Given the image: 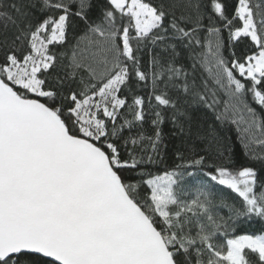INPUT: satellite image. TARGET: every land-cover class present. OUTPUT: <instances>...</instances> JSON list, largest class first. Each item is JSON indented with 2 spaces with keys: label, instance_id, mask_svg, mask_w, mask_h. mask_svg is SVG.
<instances>
[{
  "label": "snow or ice",
  "instance_id": "6c2138e0",
  "mask_svg": "<svg viewBox=\"0 0 264 264\" xmlns=\"http://www.w3.org/2000/svg\"><path fill=\"white\" fill-rule=\"evenodd\" d=\"M0 264H264V3L0 0Z\"/></svg>",
  "mask_w": 264,
  "mask_h": 264
},
{
  "label": "trees",
  "instance_id": "16d2710c",
  "mask_svg": "<svg viewBox=\"0 0 264 264\" xmlns=\"http://www.w3.org/2000/svg\"><path fill=\"white\" fill-rule=\"evenodd\" d=\"M102 2V0H101ZM227 4H228V8H229V11L231 12L232 10V7L233 5L235 4L236 0H226ZM254 2H261V3H264V0H254ZM77 31H79V29H77ZM227 37V33H225V38ZM243 47V46H241ZM222 134H226L227 136H230L232 138V141L235 143L236 141V131H235V128L233 126H228L224 129V133ZM257 147V151H260L261 149L259 148V146H256ZM239 150V148H238ZM172 154L171 152L169 153V157H168V164L171 165L172 163Z\"/></svg>",
  "mask_w": 264,
  "mask_h": 264
}]
</instances>
